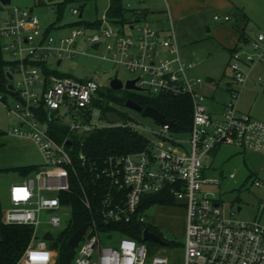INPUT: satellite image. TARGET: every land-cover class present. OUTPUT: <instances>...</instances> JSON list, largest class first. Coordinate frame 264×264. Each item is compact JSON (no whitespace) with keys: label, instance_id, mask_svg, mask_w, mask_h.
<instances>
[{"label":"built area","instance_id":"2783aa9c","mask_svg":"<svg viewBox=\"0 0 264 264\" xmlns=\"http://www.w3.org/2000/svg\"><path fill=\"white\" fill-rule=\"evenodd\" d=\"M109 4L110 0L107 8ZM107 8L97 26H74L60 36L41 31L37 16L17 6L0 24V48L15 59V65L6 69L13 75L16 95L11 106L0 93V103L19 123L8 133L30 139L41 157L31 176L10 186V206L2 217L5 223L33 228L19 263L54 264L57 252L46 235L66 227L63 216L69 208L60 193L69 189L70 171L75 172L76 162L88 171L90 182L103 189L98 209L102 222L147 223V209L142 208L145 197L168 191L185 206V264H264V226L232 217L235 210L230 217L222 215L218 194L209 189L219 185V178L204 174L206 156L220 144L264 154V121L238 112L236 105L249 71L258 64L264 66V33L256 31L248 47L233 49L226 66L231 78L229 98L221 112H211L205 94L197 89L202 79L188 73L193 63L179 56L172 27L161 36L148 24L113 21ZM71 12L79 15L81 11L73 6ZM140 13L137 10L136 16ZM213 18L229 20L228 15L214 14ZM126 28L133 35L125 33ZM81 39L90 48L100 42L94 52L104 47L108 55L102 58L135 73L132 78L138 77L135 84L144 88L142 92L190 98L191 126L186 136L172 131L170 124L159 123L151 134L171 148L149 139L141 151L109 156L101 164L88 161L78 149L84 135L104 126L93 118V110L100 111L93 104L99 98L100 81L97 77L55 75L53 71L58 60L86 54L78 48ZM36 83L41 84L39 92L33 89ZM56 127L65 130L60 140L53 136ZM45 223L51 229L36 236L37 227ZM97 226L94 219L89 222L72 264H168L165 255L150 254L145 240L116 229L105 233Z\"/></svg>","mask_w":264,"mask_h":264},{"label":"rangeland","instance_id":"374dc122","mask_svg":"<svg viewBox=\"0 0 264 264\" xmlns=\"http://www.w3.org/2000/svg\"><path fill=\"white\" fill-rule=\"evenodd\" d=\"M45 1V4L41 2ZM62 0H54L60 2ZM229 4L225 7L223 0H209L207 5L201 6L197 0H124V5L130 10L128 17L135 18L137 10L146 11L140 23H148L154 28L165 27L171 20V27L176 35V42L180 56L183 59L191 60L195 63L193 73L201 79L212 78L213 83H217L219 89L215 92L216 99L225 101L229 94L223 93L220 89L229 80L226 65V49L218 43L215 31L222 25H230L233 21L224 22L213 19L214 14L223 15L234 13L235 10L243 9L249 16L250 21L246 26V32L250 38L253 37L252 29L264 32V0H227ZM53 3V2H52ZM18 6L23 9L33 10L39 19L41 28H48L50 24L60 26V29H53V36L65 33L74 26L86 27V21L99 19L108 6V0H78L67 4L60 12L56 6L47 3L46 0H11V6ZM83 10L82 17L71 12L72 7ZM7 14V10L0 9V21ZM81 21V22H80ZM167 26V27H168ZM169 26L168 31L171 28ZM208 27V29H207ZM132 33L125 29V33ZM251 34V35H250ZM133 35V33H132ZM107 42V41H105ZM247 45V46H246ZM248 47V43H245ZM79 50H85L86 54H78L76 57L63 58L62 64L57 68L60 76L69 75L76 79H86L97 77L100 81V88L109 86V80L114 75L125 81L136 74L125 69L123 66L114 64L102 56H107L105 48L99 52H94L89 48V44L80 40ZM5 60H12L9 52L4 54ZM17 76V75H16ZM257 77L261 79L258 80ZM248 91L241 93L239 106L245 111H250L253 115L264 120V66L256 65L252 69L251 76L246 83ZM210 90L211 85L206 87ZM139 92L141 94H150ZM1 93V92H0ZM4 95V94H3ZM12 97L7 96V102L12 105ZM208 101L211 99L208 97ZM110 105L122 112H126L127 123L142 134L150 135L148 131L157 130L160 125L149 117L143 116L126 107H121L110 103ZM93 118L99 124L105 125L108 120L112 123H122V119L109 113L107 117L100 115L99 110H93ZM17 120L12 114L7 113V109L0 103V169L7 168L15 161H24L27 152L32 150V146L23 140L17 139L8 132L16 126ZM186 133H181L186 136ZM35 151V149H33ZM31 159L34 162H41L39 154L35 151ZM204 163V174L219 178L218 186H210L218 194L222 215L232 217L242 221H258L264 226V155L253 151L243 150L231 144H221L214 153H209ZM230 174H233L231 177ZM21 181L22 176H18L12 171H0V218L4 211L10 206L6 189L12 180ZM255 181L260 184L255 185ZM239 207V209H237ZM64 225H67L71 212H64ZM147 223L157 230L164 238L165 244H160L151 240H146L150 254L160 253L168 258V264H185L184 242H185V206L183 201H175L172 206L152 205L146 210ZM46 215L42 219L46 220ZM51 229L48 224H41L36 229V236L42 237L46 230ZM117 236H115V239Z\"/></svg>","mask_w":264,"mask_h":264},{"label":"trees","instance_id":"16d2710c","mask_svg":"<svg viewBox=\"0 0 264 264\" xmlns=\"http://www.w3.org/2000/svg\"><path fill=\"white\" fill-rule=\"evenodd\" d=\"M57 18H60V12L67 4L78 0H62L55 2ZM124 0H110L106 14L113 21L119 20L121 24L131 22L126 13L128 10L124 7ZM80 9V8H79ZM141 14V13H140ZM143 14V13H142ZM139 15V14H138ZM81 22V21H80ZM86 26H97V19L92 22H85ZM239 32L240 39L243 38V28L235 25ZM12 61L4 59V53L0 48V92L7 96H16L12 89L8 88V79L5 71L8 65H13ZM37 64V63H35ZM98 97L94 99V106L100 109V115L107 117L109 113L115 114L122 119V123H111L96 128L83 136L82 145L78 151L83 153L88 161L101 164L109 156L127 154L143 150L149 143V140L139 133L134 127L127 123V114L113 108L110 103L124 107L127 99H132L141 106L150 105L161 112L166 119L170 120V128L174 132H188L191 126V101L184 95L171 94H141L139 92H130L129 90H115L109 86L98 89ZM55 127V125H54ZM65 130L56 127L53 131L55 139L60 140L64 137ZM78 148V147H77ZM75 172L70 171L69 189L60 193L62 203L66 204L71 212V217L66 227L57 233H48L49 243L56 249L57 255L54 264H72L75 249L67 245L71 234L82 224L96 221L97 227L102 232H108L110 229H116L122 234L129 235L137 240H142V232L148 228L154 233H158L153 226L148 223H141L135 220L130 222H111L104 223L98 214L100 208L103 189L97 184L90 182L88 171L79 163L75 162ZM21 176H26L35 171V166H19L10 169ZM175 198L168 191L158 194H150L145 197L143 209H148L152 205L172 206L175 204ZM33 228L28 225L8 224L0 220V264H21L20 257L26 249Z\"/></svg>","mask_w":264,"mask_h":264},{"label":"crops","instance_id":"0c3cea01","mask_svg":"<svg viewBox=\"0 0 264 264\" xmlns=\"http://www.w3.org/2000/svg\"><path fill=\"white\" fill-rule=\"evenodd\" d=\"M47 1V3H51V4H53L51 1H48V0H46ZM224 1V5H223V7H225V6H227L228 4H229V2L227 1V0H223ZM197 2L199 3V4H201V6H205V5H207V3L209 2V0H197ZM42 4H45L46 2L45 1H43V2H41ZM6 6H3V5H1L0 4V9H2V10H7V14H6V16L5 17H3L2 19H1V21H0V24L1 23H3L4 21H6V20H8L9 18H10V16H11V14H12V8L14 7V5L13 6H11V7H8V8H5ZM18 7V6H17ZM30 12H32L33 13V10L32 9H30L29 10ZM80 11H81V17H82V12H83V10L82 9H80ZM140 12H141V14L140 15H138V16H136V13H135V18H130V17H128L129 19H131V22L130 23H136V24H140V25H143V24H148V23H140L141 21H142V17H143V15H147V12L146 11H141L140 10ZM128 13L129 12H127L126 13V15L128 16ZM143 13V14H142ZM34 14V13H33ZM145 15V16H146ZM225 15H228L229 16V20L228 21H233L230 25H222V26H219L218 28H216V31H215V34H216V37H218V39H217V41H218V43H220L221 45H222V47L223 48H225L226 49V65H225V69H226V66H227V62H228V60H229V58H230V54H231V52L233 51V49L235 48V47H237V46H244L245 47V43L247 44V43H249V41L250 40H252L253 38H254V34H255V32L257 31V32H262V31H260V30H258V29H252V32H253V37L252 38H250V36H249V34L246 32V26H247V24L249 23V21H250V18H249V16H248V14L243 10V9H236L235 10V12L234 13H227V14H225ZM78 17H79V15H78ZM81 17H79V18H81ZM135 19H139V21L138 22H135L134 20ZM214 19V18H213ZM39 20V19H38ZM94 21V20H93ZM228 21H224V22H228ZM87 22H92V21H87ZM148 25H150V24H148ZM235 25H237L238 27H242L244 30H243V33H244V36H243V38H241L240 39V37H239V32L236 30V27H235ZM151 26V25H150ZM168 26V23H167V25L165 26V27H157V28H154L155 30H157L158 31V33L161 35V36H165L167 33H168V28H169V26L171 27V20H170V22H169V26ZM152 27V26H151ZM38 28L41 30V31H43V32H47V33H49V34H51V31L53 30V29H60V26H56L55 27V25L54 24H50L49 26H48V28H45V29H43V28H41L40 27V25L38 24ZM207 29H208V27H207ZM68 32V30H66L65 31V33H67ZM65 33H63V34H65ZM264 33V32H263ZM63 34H61V35H63ZM52 35V34H51ZM251 35V34H250ZM55 36H60L59 34H57V35H55ZM7 40H5V42H6ZM80 42V41H79ZM79 42H78V46H79ZM247 46V45H246ZM90 48V47H89ZM91 50H92V48H90ZM102 49V48H101ZM93 51H96V50H94L93 49ZM4 54L6 53V52H3ZM178 53H179V48H178ZM179 56H180V53H179ZM180 58L183 60V61H185V62H192L193 63V66L189 69V71H188V73H189V75L191 76V77H197V76H195L194 75V73H193V69H194V67H195V63L193 62V61H191V60H188V59H183L181 56H180ZM10 61H12L14 64L13 65H8L7 66V68L9 67V68H12L14 65H15V59H12V60H10ZM59 61V62H58ZM57 62H55V66H54V74L55 75H58L57 73L59 72V69H57L61 64H62V61H63V59H61V60H58ZM253 69V68H252ZM252 69L249 71V77H248V79H247V81L249 80V78H250V76H251V73H252ZM227 70V69H226ZM17 74H15V76H16ZM64 76H69V75H64ZM228 77H229V75H227ZM17 77V76H16ZM112 78V77H111ZM110 78V79H111ZM87 79V78H86ZM257 79H258V77H257ZM13 80V79H12ZM12 80H8V84L9 83H11L12 84ZM247 81H246V83H247ZM214 81H213V79L212 78H206V79H202V82L197 86V89L199 90V91H201V92H203L204 94H205V96H206V106H207V109L209 110V111H211V112H221L223 109H224V103H225V101H220L219 99H216V97H215V92L217 91V89H219V86L217 85V83H213ZM246 83H245V85L241 88V91H240V95H239V98H240V96H241V93L244 91V93L246 92V91H248V88L247 87H245L246 86ZM211 85V88L212 89H208V90H206V87H208V86H210ZM231 85V78L229 77V80H228V78H227V81L224 83V86L220 89L223 93H225V94H227V96H228V88H229V86ZM33 89L36 91V92H39L40 90H41V84H39V83H36L34 86H33ZM208 97L211 99V102H209L208 101ZM239 98H238V100H237V111L238 112H240V113H247V114H250L251 116H253V117H255V118H257V119H260V118H258L256 115H253L250 111H245V110H243V109H241L240 108V106H239V104H238V102H239ZM125 107V106H124ZM260 120H262V121H264L263 119H260ZM17 123H18V121H17ZM19 124V123H18ZM18 124H16V126L18 125ZM15 127V126H14ZM151 131L152 130H150V131H148L149 133H150V135H145V134H142V132L141 131H139V133H141L142 135H144L148 140L150 139V140H152L153 142H155V143H158V144H161L162 146H164V147H172L171 145H169L168 143H164V142H160V141H158V139H156L152 134H151ZM8 135H12V134H9L8 133ZM13 137H15V138H17V139H20V140H23V141H26V142H28L31 146H32V150L30 151H28L27 153L28 154H26V158H24V161L23 160H21L20 162H14L12 165H10L9 167H7V168H1L0 169V171H11L10 169H12V168H15V167H19V166H35V168H36V170H37V168L40 166V164H41V162H34L33 161V159H31L32 158V156H34L33 155V153H35V151L39 154V152H38V150H37V148H36V146H35V144L30 140V139H27V138H22V137H18V136H15V135H12ZM221 145V144H220ZM219 145V146H220ZM219 146H217L215 149H213L210 153H214L217 149H218V147ZM238 148V147H237ZM33 149H35V151L33 150ZM255 153H259L260 154V152H255ZM261 155H264L263 153H261ZM39 156H40V154H39ZM40 159H41V157H40ZM206 167V165H205V163H204V168ZM35 170V171H36ZM35 171H33V172H31L30 174H28V175H26V176H22V179H21V181H18V182H15L16 180H12L9 184H8V187H7V189H6V196H8V202H9V189H10V186L12 185V184H15V183H20V182H22L25 178H27L28 176H31ZM13 172V171H12ZM14 173H16V172H14ZM17 174V173H16ZM19 177L21 176V175H19V174H17ZM10 204V203H9ZM162 207H164V206H162ZM7 209V208H6ZM5 209V210H6ZM0 220H2L1 218H0Z\"/></svg>","mask_w":264,"mask_h":264},{"label":"water","instance_id":"95a60500","mask_svg":"<svg viewBox=\"0 0 264 264\" xmlns=\"http://www.w3.org/2000/svg\"><path fill=\"white\" fill-rule=\"evenodd\" d=\"M0 4L3 6H7L11 4V0H0ZM79 17H81V12L79 14ZM135 22H138L139 19H135ZM100 42H94L91 44V48L94 50L98 49ZM75 45V44H73ZM59 62V61H58ZM5 75L7 77L8 80H12L13 79V75L11 74L10 71L6 70L5 71ZM138 79V77L135 78H129L125 81H122L121 79L117 78L116 75H114L110 80H109V87L115 90H133V91H144V88L139 87L138 85L135 84L136 80ZM8 88L12 89L13 85L11 83L8 84ZM124 106L128 109H132L135 110L137 112H140L143 116L145 117H149L151 119H153L154 121L160 123V124H171L172 122L168 119L165 118V116L159 112L156 108L147 105V106H141L138 103H136L135 101H133L132 99H127L124 103ZM129 120L131 119V117H127ZM69 143V142H67ZM239 209V207L237 208ZM89 226V222H86L84 224H82L79 228H77L69 237L68 241H67V245L72 248L75 249L76 246L78 245L79 241L81 240L82 236L84 235L85 231L87 230ZM142 239L143 240H151L160 244H164V241L161 239V237L152 232L151 230H149L148 228H145L142 232Z\"/></svg>","mask_w":264,"mask_h":264},{"label":"clouds","instance_id":"9594fccd","mask_svg":"<svg viewBox=\"0 0 264 264\" xmlns=\"http://www.w3.org/2000/svg\"><path fill=\"white\" fill-rule=\"evenodd\" d=\"M43 258H45V259H46V258H47V254H45V256H44Z\"/></svg>","mask_w":264,"mask_h":264},{"label":"flooded vegetation","instance_id":"af4514ba","mask_svg":"<svg viewBox=\"0 0 264 264\" xmlns=\"http://www.w3.org/2000/svg\"><path fill=\"white\" fill-rule=\"evenodd\" d=\"M156 234H158L159 235V233H156ZM160 236V235H159ZM161 237V236H160ZM162 238V237H161Z\"/></svg>","mask_w":264,"mask_h":264}]
</instances>
